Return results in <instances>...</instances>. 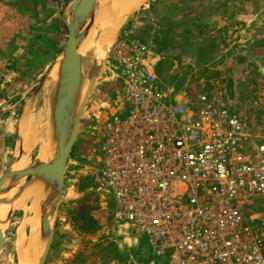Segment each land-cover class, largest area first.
I'll list each match as a JSON object with an SVG mask.
<instances>
[{
	"label": "rangeland",
	"instance_id": "1",
	"mask_svg": "<svg viewBox=\"0 0 264 264\" xmlns=\"http://www.w3.org/2000/svg\"><path fill=\"white\" fill-rule=\"evenodd\" d=\"M67 6L59 0H0V177L15 150L23 108L67 40ZM118 39L147 44L152 67L175 92L231 95L254 136L264 140V0H148L122 24L110 49ZM109 51L101 64L92 61L84 69L86 78L95 70L99 76L68 160L45 264H148L155 258L146 242L115 224L91 174L101 167L102 106L122 91ZM256 203V212H264V200ZM25 215L16 210L7 225L0 264H17L12 230Z\"/></svg>",
	"mask_w": 264,
	"mask_h": 264
},
{
	"label": "built area",
	"instance_id": "2",
	"mask_svg": "<svg viewBox=\"0 0 264 264\" xmlns=\"http://www.w3.org/2000/svg\"><path fill=\"white\" fill-rule=\"evenodd\" d=\"M109 52L122 91L102 106L91 174L115 224L149 245L148 264H264V140L242 109L167 88L141 41Z\"/></svg>",
	"mask_w": 264,
	"mask_h": 264
},
{
	"label": "bare ground",
	"instance_id": "3",
	"mask_svg": "<svg viewBox=\"0 0 264 264\" xmlns=\"http://www.w3.org/2000/svg\"><path fill=\"white\" fill-rule=\"evenodd\" d=\"M147 1L97 0L93 28L91 27L89 33L83 38L78 49L82 57L83 69L92 61H103L122 24ZM55 68L51 71V80L43 86L41 96L39 95L38 99L31 102L30 107H26L22 117L19 118L20 142L12 166L15 171L29 166V155L34 146L38 147L36 157L41 162L50 163L55 155L57 142L51 135L52 124L47 99L52 84L57 81ZM82 96L83 90L79 94L77 104ZM24 183V180L19 182L10 180L3 185L0 194V230L3 232L7 228L10 212L22 209L26 214L23 222L20 227L16 224L12 230V233H15L14 239L18 238L17 263L38 264L46 244V236L41 227L40 207L52 193L53 187L42 178H33L27 186ZM50 212L49 210L47 221L52 224L53 216H50ZM12 227L11 224L7 233L11 234ZM26 229H29V234L25 233Z\"/></svg>",
	"mask_w": 264,
	"mask_h": 264
},
{
	"label": "water",
	"instance_id": "4",
	"mask_svg": "<svg viewBox=\"0 0 264 264\" xmlns=\"http://www.w3.org/2000/svg\"><path fill=\"white\" fill-rule=\"evenodd\" d=\"M97 5V0H72L68 4L66 13L63 16V20L68 29L67 40L48 72L38 81L37 91L33 99L23 108L24 111L31 102L38 99L45 83L51 80L50 75L52 69L56 67L57 81L52 84L48 94L49 96L47 97L50 106V121L52 124L51 135L53 140L57 142V149L53 160L50 163H44L36 157L35 162L29 164L26 168L17 171L12 169L20 142L18 122L15 150L7 169L2 174V177H0V194L3 185L10 180L18 182L24 180V184L27 186L33 178H42L53 187L52 193L43 201L40 207L41 227L46 236V244L43 256L40 258L38 264H45L51 251L55 236L56 215L63 192L68 160L79 134L87 100L99 76V72L95 70L86 78L82 57L78 53L81 41L89 33L91 27L93 28ZM93 62L99 65L103 61ZM81 90H83V96L79 104H77ZM37 148L36 146L33 147L29 158ZM26 178L29 179L25 181ZM49 210L51 211L50 216H53L52 224L47 221ZM15 211L10 212L8 224ZM4 232L5 230L3 232L0 230V252L5 242L6 234Z\"/></svg>",
	"mask_w": 264,
	"mask_h": 264
},
{
	"label": "crops",
	"instance_id": "5",
	"mask_svg": "<svg viewBox=\"0 0 264 264\" xmlns=\"http://www.w3.org/2000/svg\"><path fill=\"white\" fill-rule=\"evenodd\" d=\"M59 1L68 5L72 0H59Z\"/></svg>",
	"mask_w": 264,
	"mask_h": 264
}]
</instances>
